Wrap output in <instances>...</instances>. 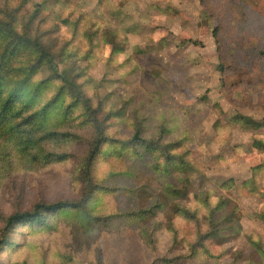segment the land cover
Here are the masks:
<instances>
[{
	"label": "rangeland",
	"instance_id": "374dc122",
	"mask_svg": "<svg viewBox=\"0 0 264 264\" xmlns=\"http://www.w3.org/2000/svg\"><path fill=\"white\" fill-rule=\"evenodd\" d=\"M0 21L40 38L59 74L72 54L111 139L90 157L93 125L81 108L63 117L66 97L38 146L0 142V264H264V0H0ZM135 125L150 148L130 142ZM65 202L82 206L6 226Z\"/></svg>",
	"mask_w": 264,
	"mask_h": 264
},
{
	"label": "trees",
	"instance_id": "16d2710c",
	"mask_svg": "<svg viewBox=\"0 0 264 264\" xmlns=\"http://www.w3.org/2000/svg\"><path fill=\"white\" fill-rule=\"evenodd\" d=\"M35 7L43 8L41 3L36 4ZM36 14L37 11L33 16ZM12 23L13 21H0V138L3 139V142H0H6V147H8L7 145L11 148L20 147V149L14 150L20 155L23 152L26 153L32 145L38 146L43 138L37 137V133L43 126V118L47 115V111L55 107L58 102L60 104L64 103L65 98L68 97V104L65 103L62 108L63 117H66L68 110L73 108L83 110L82 114L85 120L93 125L94 134H96L90 157L94 156L100 146L108 143L111 139L104 133L102 122L96 117L97 114L102 112L103 108L100 106L94 107L91 104V99L86 96L85 90L82 88L83 85L78 82V75H72L70 72L71 63L69 58L72 54H69V51L66 50L59 53V62L64 66V73L59 74L55 65L54 53L47 50L46 46L40 42V38L32 36L29 29L20 31ZM68 24L70 22L67 20L62 23L63 26ZM76 25L75 23L74 27ZM109 33L108 41H105L107 38L105 35L102 37L104 44L111 46V56L123 53L124 46L117 41V33L113 31ZM188 43L194 46L198 45L192 40H189ZM67 63L70 66L68 69L66 67ZM44 69L50 71L49 77L33 82V77L41 74ZM55 85L57 92L49 97V100L44 104H40V98H44L46 92L53 89ZM34 102L37 103V106L33 105ZM114 112L107 113L104 122H108L115 114L120 116V111ZM26 113L28 115H25ZM234 120L253 129L262 127V125L253 122L251 119L239 115ZM130 142L146 148L151 147V141L141 135V129L140 127L136 128V125L133 128ZM253 147L264 149V143L254 140ZM164 156L168 162L174 158L166 150ZM183 160L181 159V161ZM89 166L86 163L84 176L87 179L90 173ZM250 183L253 186L255 185L254 177ZM78 203L65 202L39 205L33 213H22L9 217L6 226H10L19 220L37 221L40 217V211L53 212L63 208H79L82 205ZM259 218L264 221V212L259 215ZM211 235V233H208V238ZM200 238L205 239V237ZM250 243L260 251L258 241H251ZM260 253L263 254L262 251Z\"/></svg>",
	"mask_w": 264,
	"mask_h": 264
}]
</instances>
